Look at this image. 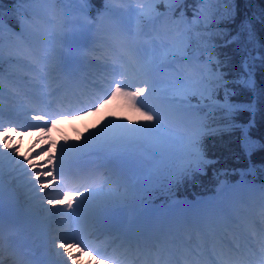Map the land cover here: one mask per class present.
Instances as JSON below:
<instances>
[{
	"label": "snow or ice",
	"instance_id": "6c2138e0",
	"mask_svg": "<svg viewBox=\"0 0 264 264\" xmlns=\"http://www.w3.org/2000/svg\"><path fill=\"white\" fill-rule=\"evenodd\" d=\"M16 2L40 5L47 3L48 0H16ZM60 2L88 4L90 0H60ZM152 2L155 4L157 0H152ZM159 2L178 4L181 0H159ZM197 2L204 5V7L194 12L191 24L196 27L202 26L204 29H208L212 24L219 23L218 16L227 18L228 15L234 13V9L225 8L221 13L218 8L213 7L215 4H227L229 0H197ZM32 11L37 19H42L40 8H33ZM80 11L83 12L84 9L81 8ZM154 11V8L145 9L141 7L139 15L141 19H152ZM156 15H160V13H156ZM2 17L3 9L0 6V19ZM260 22L264 23V16L260 18ZM20 28L22 34L25 30L24 20H21ZM0 31H2V28H0ZM244 31L247 33L249 43H260L256 39L251 21L244 25ZM142 34L147 35L143 33L142 27L139 31L132 32L123 26H118L115 38L120 44L125 58L117 57L111 65H97L95 69L107 78L108 87L105 89V95L110 94L109 99L122 98L129 110H135L137 119L142 122L139 126L128 127L127 124L109 121L85 137L83 144L61 146L57 153L49 154L47 157V170H44L43 164L33 163L35 155L39 154L38 152L35 155L32 153L26 154L22 158V162L20 159H16L19 156V149L13 147L11 137L5 135L4 139L0 141V147L11 150L12 154L7 155L9 167L13 171L19 168L22 174L32 176V180L28 181L31 185L32 199H39L41 207L44 203H47L52 208L61 206L67 209V211L51 212L50 216L52 217L72 218L73 216L80 217L85 212H97L102 207L99 202L101 198L111 196V190L105 193L103 188L104 184L110 182L107 174L102 173L99 177V186H93L97 183V176L94 172L88 171L87 162L84 160L85 156L103 154L106 158H119L133 155L132 150L136 148L141 150V155H155L157 152L165 150L170 141L175 138L176 134L171 130L169 124L177 118L183 119L184 117L195 116L199 119L201 105L213 110L219 108L226 117H232L235 113L247 111L251 107V105L241 107L229 101L228 81L219 67L221 62L218 59L213 61L210 58L202 67L196 69L195 80L188 78L191 84L195 85V87H192L189 83L180 79L182 73L187 70V65L180 63V61L188 59L185 49L174 44H167L159 34L145 39L144 45L146 47L141 46L139 38ZM52 38L54 37L49 39ZM149 48L151 54L147 51ZM157 48L162 50L160 55H156ZM54 52L55 49L52 48H49L43 54L36 50H28L20 54L21 59L13 61L10 57L9 62H14L23 71L24 75L9 76L6 84L0 78V100L3 99L6 88L9 97L12 99L21 95L28 97L30 102L37 105V107L30 109L35 113L32 115V119L36 121L50 120L52 127L56 126L57 118H73L71 111L55 110L53 115H49L44 109L50 107L51 101L40 107L43 104L44 90L50 88L49 82L56 79L55 73L64 70L61 64L55 62ZM258 58L264 60V56ZM249 67L245 60L242 64L240 81L249 90L254 91L255 80L249 71ZM162 70H168V74L173 78V83L168 85L166 89L171 94L161 97L164 106L160 107L150 105L147 101L157 91L152 75ZM221 88L224 89L222 103L218 100ZM59 90V87L52 89L47 92V95L52 96ZM191 98H196L197 103L193 104ZM214 98L217 100L216 103H208ZM108 102V99H104L102 103H98V106L92 105L90 107L98 111ZM37 108H39V111H37ZM2 109L3 105L0 104V114H2ZM78 114L84 115L83 109L78 110ZM124 119L127 120V117ZM2 126L0 124V127ZM33 127L41 133L51 130L47 123L34 125ZM229 127H231V123L226 124L224 130ZM249 127H251V122ZM15 131V128H5V133H15ZM212 131H220V129H212ZM20 134L23 135V132ZM208 134V126L203 122V119H199L196 126L184 135L186 158L182 164L171 170L173 180L179 182L206 167L208 161L203 150V139ZM254 147L255 142L245 132L240 144L241 151L251 154ZM2 155L0 154V156ZM25 162L27 167L24 166ZM2 163L3 161L0 159V210H2L5 200ZM29 169L38 170L30 173ZM9 176L12 177L11 172H9ZM12 179H19V177ZM12 179H10V183ZM149 179H151V176H149ZM33 180L37 183H33ZM72 184L77 186L71 187ZM50 185H53L54 189H59L56 197L36 196L37 189L39 192H45L50 188ZM81 188L84 191H81ZM251 190L259 193L258 207L262 219L257 223L248 216L238 218L246 223L251 235L241 237L234 232L232 242H225L221 239L219 241L220 250L216 253L219 264H264V184L260 185L258 189L253 187ZM9 199H11V193H9ZM85 205H87V208L84 207ZM216 217L215 221L211 217L207 220V227L214 236L216 235L217 224L223 223L227 227L234 222L232 217L223 210L216 213ZM237 227H239V223H237ZM57 240L60 242H57ZM87 240L88 237L83 234L82 230H78L72 236L64 234L54 239L52 243L55 248L62 250V252H56V256L61 259L54 262V264H68L69 261L76 264V261L85 251L89 257L95 260L96 264H101V262L103 264H126L129 259L128 253L132 249L131 241L128 242L126 251L122 252L120 250V247H123L121 245L108 253L94 247L91 243H86ZM72 249L76 251L73 252ZM137 251H139L138 247ZM65 255L66 260L63 259ZM0 264H4L2 258H0ZM88 264H92V261L89 260Z\"/></svg>",
	"mask_w": 264,
	"mask_h": 264
},
{
	"label": "rangeland",
	"instance_id": "374dc122",
	"mask_svg": "<svg viewBox=\"0 0 264 264\" xmlns=\"http://www.w3.org/2000/svg\"><path fill=\"white\" fill-rule=\"evenodd\" d=\"M59 1V0H58ZM108 5V12L106 14V17H103V20L100 19L97 23V29L96 32L94 30V26L90 24V18H89V9L86 4H81L79 2L76 3H67V2H61V6H63V13L61 12V16H58V11L55 15H51V17L46 15H43V17H48L45 19V21L38 20L36 18V22L38 24L39 30L35 33L31 32L32 38L35 39V50L40 52L41 54L48 51L49 48L55 49V52L53 53V56L56 58L57 52L60 50L59 47H62L63 44L65 45V51L67 56L73 55V53L76 51H79L80 43H89V40L91 37H94L97 41L96 45L98 48H102V50H91V53L89 57L92 59V63L90 65V68L95 71L97 75H102L105 77L103 73L97 72L96 66L97 65H103V64H109L111 65L114 60H116L117 57H120L121 59L125 58L122 52L121 46L118 44L115 34L118 26H123L127 30H130L132 32H137L136 30H132L130 26L136 27L140 26L141 24L144 26L143 33L147 34L141 35L140 40H144L153 36H156L159 34L163 37L164 41L169 45H176L178 47V44L176 43V35L173 34L172 30H168L162 34L159 33L161 31L159 28L162 25H165L167 22L168 16L163 15L160 17L155 16L156 13L160 10L158 9L159 4H162L157 0L155 4H153L152 0H106ZM54 2L55 0H48L45 4H40L42 7V10L45 12H50L54 8ZM168 9H170L171 13L175 8L180 7L178 4H166L163 3ZM178 6V7H177ZM143 7L145 9H155V11L152 13V19L144 18L141 19L139 15V9ZM213 7L217 8V4L213 5ZM83 8L84 11L81 12L80 9ZM172 10V11H171ZM116 14H122L123 18L120 20V22H110L108 21V16H113V13ZM43 12H41L42 15ZM178 14V12L176 11ZM155 16V17H154ZM186 17V16H185ZM116 18H119L116 17ZM180 16L177 18V22H179ZM186 21V18L184 22ZM186 23V22H185ZM113 27H111V26ZM110 26V27H109ZM176 27V26H175ZM140 29V28H139ZM54 31V35H53ZM50 37H54L51 40ZM7 38V37H4ZM3 38V39H4ZM11 39V37H9ZM4 41H7L6 39ZM3 41V42H4ZM189 42V41H188ZM187 42V44H188ZM141 43V42H140ZM6 47L8 44L0 43V45ZM181 45V44H180ZM25 44H21V40L17 39L13 42V47L15 50L13 52H7L3 51L2 53L6 58H8L9 53H14L15 51L18 52V54H21V52H25ZM141 46L146 47L143 43H141ZM2 49V48H1ZM148 53L150 51V48L147 49ZM161 49L157 48L156 55L161 54ZM187 60H182L183 63L188 62L190 64L187 65V70L189 72H195L198 67L203 66L201 54L196 53H190V55L187 56ZM200 59V61H199ZM74 60V59H72ZM56 62V60H55ZM205 64V62H204ZM14 72H18L20 76L24 75L23 71L19 68L16 69ZM58 73H55V77L58 76ZM1 78V75H0ZM105 79H107L105 77ZM195 80V79H194ZM5 84L7 81H4ZM50 87L53 84V81H50ZM188 83V82H187ZM190 86L195 87L194 84L189 83ZM170 85V83L165 84H158V87H156V90H160V88L163 89V91L168 92L170 95V91H167V86ZM51 88L45 89V95L43 97V101H48L49 95H47V92H49ZM102 89H106L102 87ZM155 95V94H154ZM164 95V94H163ZM110 94L104 95L103 99L100 103L103 102L104 99H108V103L102 107L99 108V110L88 109L84 111V115H79L78 113L72 112L73 118L67 119V118H57V124L55 127L51 126V122L49 121H36L32 119V115L35 114L32 111L31 113H22L21 111H24V107L31 108L32 105L30 103V100L28 97H25L23 95L17 96L14 99L10 98L8 95L7 88L5 89V94L2 100H0V104L3 105L2 111H5V114H7L9 111H12L11 115H18L22 113V117H24L25 123L22 127H16L9 122L6 124H2L3 126L0 127V141H2L5 137V135H8L11 137V143L13 147H18L19 149V156L16 157V159H20L22 161V158L29 153L36 154L35 158L33 160L34 164H43L44 159H46L49 154L57 153L61 146H69V145H77V144H83L84 138L87 137L90 133H93L96 131L97 128L103 126L104 124L111 121L112 123H123L127 124L128 127H137L142 122L137 119V114L135 113V110H129L126 103L123 101L122 98L117 97L115 99H109ZM150 100V98H149ZM147 101V103L149 102ZM217 100L214 98L211 102H216ZM191 102L193 104L197 103L196 98H191ZM24 106V107H23ZM98 106V105H97ZM156 106L163 107L164 103H161L160 105L156 104ZM34 108V107H33ZM206 113L199 114V119H205ZM127 117V120L124 118ZM3 119L2 115L0 114V120ZM199 119L195 116L190 117H184L183 119H175L172 121V124H169V127L171 130L176 134L175 138L170 141V143L166 146L165 150L161 152H157L155 155L150 156H144L141 155V150L139 148H136L133 151V155L129 156L128 162L133 166V170L128 175L126 184L127 187L124 188H117V189H104L105 193H108L111 190V196H105L102 197L99 201L101 205L107 204L108 202H116L122 201V200H128L131 199L132 201H137L138 203H142L144 207L150 208V207H157L159 204L155 203V197H154V191L156 189L159 190L160 187L162 189L160 190L162 193H165L167 195L168 200L166 204H170L171 202L174 203L175 201L181 202L182 199L179 197V195L173 193L170 191L171 185L176 183V180L172 179L171 176V170L175 168L176 166L182 164L186 158V150H185V144L183 141L184 135L193 127L196 126V124L199 122ZM174 122V123H173ZM40 123H47L48 127L51 129L50 131L46 133H41L38 130H36L34 125H41ZM189 127V130L186 131V128ZM5 128H15V133L8 132L5 133ZM23 132V135L20 133ZM48 144H51L49 147ZM51 150V152H49ZM0 154H3L0 156V159H2V167H3V183H4V189H5V200L3 204V216L11 215L10 210L11 209H18L21 210L24 215L26 214V211H40L41 215L43 213L50 215L51 212H55L56 210H59V206L56 208H52L47 203H44L41 207V202L39 199H32V192L31 188H27L29 179L32 178L30 175H24L19 171V168H17L15 171H13L9 167V162L7 159V155L12 154L11 150H5L2 147H0ZM208 165H211L214 160H209ZM23 162V161H22ZM24 166L27 167L26 162L24 163ZM207 166V165H206ZM38 169H29L28 171L30 173H34ZM203 170V169H202ZM9 172L12 173V177L9 176ZM149 176H151V179H149ZM14 177H19V179H12ZM10 179H12V182L10 183ZM223 186L224 187H230V181L223 178ZM180 182V181H179ZM222 182V181H221ZM27 188V189H26ZM53 188L50 185V188L48 190H45V192H39L37 189L36 196L42 197L47 196L50 198V194L48 193L49 190H52ZM29 190V191H28ZM243 190V193L245 191L250 192L249 190ZM157 191V190H156ZM170 191V192H169ZM237 188L235 189L233 195L237 193ZM47 192V193H46ZM159 192V191H158ZM9 193H11V199H9ZM52 196V195H51ZM183 196V193H182ZM240 196V195H239ZM53 198V197H51ZM87 208V205L84 206ZM47 210V211H46ZM0 210V213L2 212ZM61 211H67V209L62 208ZM89 212H85L84 215L77 217L73 216V218L78 219V222H81L82 220L86 219L89 216ZM13 216H11L12 218ZM51 217V216H49ZM8 217V219H11ZM68 221V227L66 228L67 231L71 230V227H73V224L75 221L72 222L70 218H67ZM31 225V224H26ZM65 232V230H64ZM15 239L20 240L19 236H16ZM56 239V238H55ZM22 241V240H20ZM52 241V240H51ZM28 244L29 242L26 241ZM57 242H60L57 240ZM71 242V240H69ZM54 245V244H52ZM46 250L50 253L52 256L54 253L56 255L57 251H60L59 249L51 246L50 248H46ZM73 252H75V249H72ZM61 252V251H60ZM55 260H60V257L52 256ZM63 259H67L66 255L63 256ZM68 264H72L71 261L68 262ZM76 264H88L87 261L82 258L81 256L76 261ZM93 264V263H92Z\"/></svg>",
	"mask_w": 264,
	"mask_h": 264
},
{
	"label": "trees",
	"instance_id": "16d2710c",
	"mask_svg": "<svg viewBox=\"0 0 264 264\" xmlns=\"http://www.w3.org/2000/svg\"><path fill=\"white\" fill-rule=\"evenodd\" d=\"M88 5L93 15L98 14L101 9L103 11L105 6L103 0H90ZM0 6L3 9L0 39L10 30L21 32V20L31 9L37 8L35 4L17 3L16 0H0ZM178 6H180L178 11L184 12L183 16L186 15L185 35L180 37L182 48L190 53L198 51L208 60L218 59L221 62L219 67L228 81L229 101L241 107L251 105L247 111L237 112L232 117H226L219 108L213 110L205 107L209 112L206 119L209 134L203 139V150L206 158L214 162L207 165L205 174L195 177V181L199 183L196 189L201 192V189L211 190L223 178L232 182L238 180L264 182V60L258 58L264 56V23L260 22V18L264 16V0H229L227 4H217L221 13L225 8L234 9V13L227 18L218 16L219 23L212 24L208 29L191 24L194 12L204 5L197 0H181ZM159 8L167 9L163 3L159 4ZM249 21L252 22L256 39L260 43H249L247 33L244 31V25ZM1 48L2 46L0 71H5L9 59H3ZM245 60L255 80L254 91L249 90L240 81ZM218 100L221 103L224 100L223 88L220 90ZM228 123H231V127L224 130ZM245 132L255 142L251 154L241 151L240 148Z\"/></svg>",
	"mask_w": 264,
	"mask_h": 264
},
{
	"label": "bare ground",
	"instance_id": "6f19581e",
	"mask_svg": "<svg viewBox=\"0 0 264 264\" xmlns=\"http://www.w3.org/2000/svg\"><path fill=\"white\" fill-rule=\"evenodd\" d=\"M77 76H78V74H77ZM48 145H49V147L51 146V144H48ZM49 152H51V150ZM43 167H44V170H47V158L44 159V161H43ZM29 180H32V178L29 179ZM33 183H37V182L35 180H33ZM26 187L27 188H29V187L31 188V185L28 183V185ZM11 213H13V214H11ZM9 214H11V215H8L9 218H11V216H14V215L15 216L12 218V220H10V221L7 220L8 222L5 223L3 225V227L0 229V232H4V233L8 232L7 237H5V241H10L12 239L11 237H15V236L18 235V233L16 231H14V230L17 229L18 225L22 224V221L24 220L22 218L25 217L24 213H22L21 210H18V209H11ZM134 214H137V212H134ZM72 218H70V219L73 222ZM28 227H29V229H28ZM47 228L48 227L45 225V229H47ZM55 229H59V225L58 224L55 225ZM35 235H37V236L34 237ZM56 235L57 234L55 233L54 236L52 235V237L54 238ZM21 236L24 239L28 240V241H31L32 238L34 237L35 240H34L33 244L36 243V242H43L42 241L43 240L42 231H40L39 226L37 227L35 225H33V226H29L28 225L27 228L23 229V232H22ZM57 237H58V235H57ZM50 242H51V240H50ZM141 244H143V243L141 242ZM9 249H11V248H9Z\"/></svg>",
	"mask_w": 264,
	"mask_h": 264
}]
</instances>
